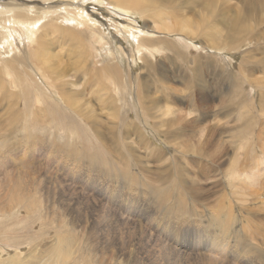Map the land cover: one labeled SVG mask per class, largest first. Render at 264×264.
<instances>
[{"label":"bare ground","instance_id":"bare-ground-1","mask_svg":"<svg viewBox=\"0 0 264 264\" xmlns=\"http://www.w3.org/2000/svg\"><path fill=\"white\" fill-rule=\"evenodd\" d=\"M229 1L231 2V0H0V193H1V195L3 194V195H5V197L8 198L7 200H5L6 206L7 207L10 206L14 202L13 201L14 196L13 197H8V196H10L13 192L15 177H18L22 180H25L26 177H28L30 179L34 178L36 181L38 179V181L40 182V178H39L40 173L39 172H43L42 177L44 174H46L44 176H47V175L50 176V178L48 177V179L53 180L54 183L63 184L64 182H66L65 181L66 174H69V173L71 174V172H74L79 168V165L76 162V160L78 159V161H79V158L83 155L82 153H78L76 151V150L80 151L77 148V146H73V147L71 146V147L67 148V147H65L66 145L65 146L60 145L59 144L60 142H57L58 139L56 141L48 139L49 143H51L50 141L53 142V145L50 146V148L53 149V152H55V154H52V156L57 157L58 158L57 160L59 162L61 159L64 160V162L62 161L63 162V164H61L62 166H60L59 168H57L58 167L57 166V167H55V169H53L49 166H47V168L44 169V167L43 168L41 167V165H42L41 163H37V166L35 165L36 167L34 168L33 161H34V159H36L34 157V153L37 150L36 144H38L39 141L33 140L32 142H30L29 139H31V138H29V130L27 128V125L30 126L29 121L34 120V122L37 124L38 115L39 114H45L47 116V118H49L48 124H51L53 126L52 132L55 135L60 132L61 133L60 137H62L63 136L62 131L73 129L74 132H77L74 130V129H76V130H79V132H80L79 128H82L83 131H86V130L88 132L93 131L96 134L95 136H97L99 139H101V136H102V135H100L101 124L96 119V117H98V114H96V110H94L91 103H89V101H91V99H87V100L85 99V101L82 100L85 98V96L82 97V95H84L83 91L78 92L76 90V87H77L76 84L72 80H69L70 75H69L68 71L72 70V69L75 70L73 68L74 65L71 63L67 66V65H64V63L62 65H61V63H58V62H61V60H59L56 53L54 51H52L53 50L52 44L54 45L53 41L56 40L57 37L56 38L50 37L52 34L58 33L59 37L64 39L63 40L64 44H66V42H68L71 46V51L69 52L68 57L71 55L73 58H75L74 61H76V63H78V58H83L85 55V58L87 61V59L91 57L92 46H95L93 44L94 43L93 39L95 37H98L99 35H102V33L100 31L101 30L100 20H99L98 16L96 15V13L97 14H103V12L105 10H107L108 13L114 18H119V16H121V17H124L126 19H130V18H132V16L134 17L135 14H137L140 16V18H143V20L147 17H149L151 19V21H150L151 23H149L148 25L145 23V24H143V27L140 26L141 27L140 28V27H136L135 25H133L131 23V21L125 20L122 18H119L120 19V20H118L119 22L115 23V20L113 18L111 24H109V25L112 26V28H114L116 30L115 33H116V35H118V37L123 38L122 41H125L126 43L130 44V47H131V51L129 49V51L131 52L130 57L129 58L127 57L129 55L128 54L129 51H127V49H125V47L123 46L122 43L118 44V46L115 48V46H116V45L114 46L115 40L112 42V41L108 40L109 38L107 39V37H103V39L105 38V40H106L107 46L108 45L110 46V49H108V48H107L108 50L106 49L107 50V53H106L107 61L106 62H103V61H97L96 62V61L92 60V65H94L95 67H94V70H90L89 75H90V77L91 76L93 77V79H91V80L93 81L94 86L97 88V89L93 90V93H97V95L99 96V98H98L99 99V101H98L99 105L102 106L103 108H105L106 111H109V113H108L109 118L108 119H111V120H112V118H116V120L119 119L117 122L112 121L113 123L107 125L106 129L110 133H114L113 130H115L116 131L115 133H117V130L115 129L117 126L122 129V131L119 132V136L124 137L125 140L122 141V140L117 139L118 143L122 146V148L120 147L122 150L123 149L124 150H126V149L131 150V147H130L131 145L128 142V140H130V139L127 140V138L129 137L128 133H130L129 129H131L133 127V125L128 123L127 128L124 127L125 121H126L125 120V118H126L125 113L122 114L119 112V105L116 102V101H118L119 98H115L112 95L113 93H111L112 92L111 88H113L114 91H115V89H117V90L119 89V91H120L122 88V91H123V90H126L127 88H129V90L133 94V96H132L129 93L131 95V98L134 97V100L137 101L136 105L139 104V106H137L139 111H138V114H136V115H139V113H140V115H141V113H144L145 115L150 113L151 116H153L154 118L158 117L159 120L161 121L162 117H164L165 115L162 113V117L158 116V112L161 113L162 111L166 110V112H165L166 114L172 113V109H171V107H169L167 105V103L169 102L168 100H165L164 102L162 101V103H164L163 106L161 104H159L161 106H158V104L156 105L155 101L152 100V99H154V98H152V94L150 95V97L152 99L149 101V103L147 102V99H146L147 97L145 99H144V97H141L139 95L140 94V88L139 87L141 86V89L145 90V89H143L145 86L144 81H146L147 83L149 82V81H147L148 80L147 77L143 76V79L141 81L139 74L133 75L131 73V70H128L129 72L126 71L125 70L126 68L122 65L123 63L120 65L118 63V61L124 60V58H126L127 60L130 59V60H133V65H138L137 62L141 61V62H143L142 63L143 67H142L141 73L145 72V74H147L148 70L153 68V65L151 64V62H153V60H151V59L149 60L148 58L153 57L155 52L156 53H158V52L162 53V52H166V51L176 52V53L178 52V54L180 55V52L177 49L176 44H174L175 41L170 38L171 35L185 34V35H187V37L188 36L190 37V35H193L194 33L196 35V33H197V35L199 34L205 39V42L209 41L205 38V35H209L208 31L210 29H208V28H209V25L211 23H213V22H211V20L212 21L215 20L218 23H220L221 25H223L224 30H223V33L220 35L219 39L211 40L209 43L208 42L204 43L205 47H209V48L214 49V50H228V49H234L237 47L244 46L245 44H250V42L256 43L259 40H262V42L260 43V46H259V50H260L262 56L260 55L257 59H253L252 61L250 59L244 58V57H241V59L239 60V66L237 69V73L242 72L243 75L241 76L240 81L237 82L235 85L241 89H242V87H243L242 85L244 83L249 85L250 87L259 88V91H257V95H259V97H261V100H258V101H260L259 107L260 106L264 107V80H262L259 77L254 76V73H253L254 69H257V68H255V66H257V65H254L253 63L259 64L260 66L259 67L257 66V67L264 72V49H263L264 32L260 31L261 29H264V28H262V27H264V0H243V1L237 0L239 3V6H237L235 4L233 5V3L231 4ZM237 1H235V2L237 3ZM78 2H81V3L90 2L92 4V6L91 5L90 6L93 9V12H92L93 14H91L90 11L88 12L87 9L86 10L83 9L82 11L80 9H76L75 4H77ZM218 2H222V3H221V8L217 10L216 7L218 6L217 5ZM194 8H197L198 11L200 10L202 12H205V15L207 18L199 12L198 13L196 12V14H192L193 15L192 17L188 16V14H187L188 12L183 13V9L186 11H192ZM166 10H168V13L165 12ZM94 11H97V12L95 13ZM230 12L232 13L231 14L232 15L231 20L225 21V18L223 15L226 13H230ZM156 15L158 17L153 18ZM183 15L186 16V18ZM111 16H110V18H111ZM106 17H108V16H106ZM121 20H123V23L121 22ZM116 21H117V19H116ZM127 21H129L131 24H129V22H127ZM144 22H146V21H144ZM107 28H108V26H107ZM217 31H218V29H217ZM103 32H104V30H103ZM15 34L16 35L18 34V39H17V37L14 36ZM118 43H120V42H118ZM113 46H114V48H113ZM98 47H99V45H98ZM124 54H126L127 56H125ZM245 54L248 56L253 55L250 51H246ZM117 59H118V61H117ZM128 62H129V60H128ZM247 64H249V66H247ZM127 65H130V63H127ZM194 67L195 66H193V69H194ZM121 69L124 70V73L122 72ZM213 69H215L214 66H213ZM198 70L199 69L196 67L194 73L198 74V76H199L200 70L199 71ZM178 72H180V71H178ZM100 78L102 79V83L100 82V84L97 85V82H99ZM202 80H204V82H205L204 78H202ZM85 81H87V80H85ZM163 81H165V80H163ZM147 85H150V84L148 83ZM147 85H146V87H148ZM206 86H208V85H206ZM173 87H174V85H173ZM106 88H108V90ZM104 89H106V90H104ZM151 89H152V87H151ZM173 89H175V88H173ZM147 91H149V90H147ZM154 91H156V90H154ZM157 92H159V91H157ZM163 92H165V91H163ZM197 92L199 93L198 95L203 94V91L201 89H198V88H197ZM104 93H106L108 95L105 96ZM90 94H91V91H90ZM236 94H238V99L242 100V96H239V95H242V93H240V91H238V93H236ZM80 95H81V98H79ZM154 95H153V97H154ZM147 96H148V98H150L149 95H147ZM107 97L109 98L108 100H107ZM123 98L124 97L122 96L121 99H123ZM80 100H82V101H80ZM152 101H154V103ZM156 101H157V99H156ZM176 101H177V99H176ZM174 103H175V101H174ZM151 104L153 106L152 108L150 107ZM189 106H190V109H192L191 104ZM153 108L157 112L154 110H152L154 112H151V109H153ZM177 111H181V108L178 107ZM251 114H252L251 112L248 113V117L251 116ZM204 115L205 114L202 113V116H204ZM168 117L164 118L161 122L159 121L160 123H156V124H158V126H161V127L163 125H165V127H166L165 131L173 132L172 134H174V136H175V132H177L176 135H180L185 128V125H184L185 122L184 121L179 122L178 120L173 119L172 117L171 118L170 117L168 118ZM175 117H177L178 119H181L184 116H182L181 114H177ZM262 117L264 118V112L262 114H260L256 119H254L253 124H249L248 122L242 123L240 120H238L239 123H235L234 126L232 127V128H235V131L236 130L237 131L236 132L235 131L229 132V134L232 135L233 140L236 138L235 135L237 137H240V139H241L245 130L249 129V127H251L252 125L255 126L256 124L259 123V125L257 126L258 132L255 131L256 134H255L254 138L250 139V140L247 139V142H248L247 145H248L249 150L244 153V157H246L248 154H250V151H251L253 145L256 146L257 149L260 146V148L264 150V119ZM98 120L100 121L101 118ZM139 120H140V117H139ZM192 121L195 122L194 120H192ZM156 122H157V120H156ZM108 123H109V121H108ZM126 123H127V121H126ZM173 124H177V130H171L170 129L173 126ZM186 125H187V123H186ZM191 125H193V124H191ZM195 125L196 124H194V127H195ZM34 126H35L34 129H36L38 127L43 129L42 127H40L38 125H34ZM103 129H104V127H103ZM136 129H137L136 132H140V134L136 133L138 135V140L141 142L140 145L143 147L146 146L147 148H150V144H145L147 142H146V139L144 141V137L141 135L142 131H139L140 129L138 130L137 127H136ZM132 130H133V128H132ZM221 130H222V128H221ZM223 130H225V128H223ZM227 130L228 129H226V131ZM199 131H201V130H199ZM234 132L236 134H234ZM71 134L74 135L72 130H71ZM165 135L168 136V134H165ZM48 136L49 135H47L46 137L48 138ZM95 136L93 134V137H95ZM169 136H170V134H169ZM174 136L172 138H174ZM35 137L37 138V135H35ZM185 137H187V136H185ZM116 138H118V137H116ZM172 138L170 140L168 139V141L171 142ZM212 140L207 141L209 146L213 145ZM183 141H184L183 139L182 140L180 139V142H183ZM217 141H219V140H217ZM118 143H117V145H118ZM207 143L199 144L198 148L196 150L197 156L203 160V163H204V160L207 161L206 158H209L211 160H214V158L219 159L220 156H224L225 154L230 152V150L227 151L225 149V145L222 144L221 140H220L219 144L217 142L218 145L216 143L214 144L217 146H213L212 152H209V150L206 151V148L209 149L208 147H206ZM14 145H16L17 147ZM128 145H130V146H128ZM187 145H189V144H187ZM220 145L222 146L223 149H220L221 148ZM180 146L182 147V145H180ZM181 147L178 146V148L182 151V149H184L185 147L183 146L182 149H181ZM195 147H196V145H195ZM153 150H155V151H153V153L158 151L156 149H153ZM213 150H216V153ZM183 156H184V154H183ZM54 157H52V159ZM47 158H48V156H47ZM90 158H92V157H90ZM164 160H165L164 162H166V163L163 165L167 166V167H164V168H166L165 172H167V171L170 172L171 167L169 166L167 159H164ZM81 161H83V160H81ZM85 161H86V159H85ZM89 161H90V159H89ZM89 161L88 162L86 161V162L89 163ZM126 161H128V160H126ZM254 161H256V163H255L256 167L259 165L262 166L261 164H264V155H262L261 159H259L258 154L255 155ZM94 162L92 164L90 162V164L92 165V168L89 167L90 171L87 170L89 177L92 176L91 175L92 172L96 176H99L102 178H104V177L110 178L111 177L110 176L111 174L109 175V173L106 171L108 169H105L107 174H106V172H104V174H102V172H99L100 170H103V169H100V170L97 169V168H99V167H97V165H95V166L97 167L96 169L98 171L94 170L93 169V167L95 168ZM130 163L132 164L131 161H130ZM130 163L127 165L125 171L123 170V172L119 171L118 168L114 169L117 171L115 174L112 171V174L118 178L115 179V176H113L114 178L110 182L108 181L107 188L110 191L116 190L118 188L117 186L120 185L121 178H123V180L129 182L128 186H126V187H128V191L131 190V192H134L135 194H137V197H139L138 194H140V195H142V196H140V197H142V199H143V197H145V199H146V196H149V193H155L153 198L156 197V199H155V202H153V203L155 204V206L158 210L157 214L163 218L161 221L164 220V228L171 229L172 228V226H171L172 222H177V220H179L181 217L178 215V213L179 212L181 213L183 211V213L184 212L185 213H191L192 215H194L195 218H197L196 220H197L198 225L201 227V229L199 230L200 235L207 236L208 238H210V241H208L209 242L208 245H204V246H202V248L198 249V254L200 256L199 255L191 256V255H188V253H187V255L186 254L183 255V253L181 255V254H178L179 251L177 252L176 250H174V251L168 250L167 247L163 246L164 245L163 243H161L158 240L157 241L154 240L152 238L153 236L150 235L149 233H147L146 230L148 228L145 227L146 230L143 228H140V227L136 226L134 223H132L133 221L131 222V225L129 224L130 222L127 223L126 221H120L121 216L122 217L124 216L121 214H120L121 215L120 220L118 218H115L112 213L107 211L108 209L110 210V208L112 206L107 209L106 208L107 205H106L104 208L103 206L99 205L96 201H94L95 198H93V195H92L93 200L90 198L87 199L88 202L91 203V207L89 209L90 211H95V212L101 211V212H105V213L107 212L106 215L108 217V220H105V221H107L108 224H110V227L112 229L117 230L119 234H121L120 228L128 229V230H139V232L143 235L144 240H146L147 242H151V246L155 250L154 252L157 253L155 256V259H152V260H156V264H173L174 263L173 260L175 259V258L173 259V253L178 258L179 261H182L185 264H223L224 263L223 261H222L223 263L217 262L218 261L216 259L217 257L223 258V259H225V257H226L227 260H229L228 257H230V259L232 258L234 264H254V261H255V264H264V247H259V248H257V250L255 248V250H254V246H253L254 243L251 242V240L256 236V234H258L257 228L252 230V234L249 236H248V233L243 234V236H240L236 232V230L232 228L233 225L238 223V220L232 221V225H231L229 218L221 211L218 212L216 210V212L218 213L217 216L212 217V215L210 214V211L206 210V208H205V209H203L205 212L202 215L205 219H203V218L199 219V217H196V216L201 212L199 211V213H198V211L197 212L195 211L197 209H191L192 207H188L189 205H191V203L189 205L187 204L188 205L187 206L186 203L184 202L185 200L184 201L180 200L179 202H177L178 201V199H177V201L170 202V198L164 196V191H162V193H161V191L155 192L157 190L156 189L154 190L153 187H151L153 189L150 191V190H148V188H150V187H148L147 184H145V182H144V184L142 183V185H143V187H141L142 189L138 190V188H136V186H135V183L138 182V175H137L138 173L136 174L134 167H133L134 171L132 170V167H130ZM162 163H163V161L161 162V164ZM198 163H200V162L198 161ZM245 163H246L245 161H242L239 159H234L232 167L236 172H239L242 174H247L252 181L259 180V182L264 184V172H261V170L258 169L259 167L258 168H252L251 167V169H249V167H248V169H245V168H247V167H245L246 166ZM90 164H89V166H91ZM95 164H97V163H95ZM85 165H87V164H85ZM124 166H126V165H124ZM182 166L183 165H180V164L176 165V167H175L176 168V174L174 176H170L169 172H167L169 174H167L166 177H163V175H159L160 179H161V183H163V185H164V183L168 181V178L170 180H175V182H177V183L183 182L185 180L183 174H186V173H184V172L182 173V171H183ZM82 167H84V166H82ZM111 167H109V168H111ZM197 167H198V165H197ZM159 169L163 170L161 167ZM197 169H196V171H197ZM79 170H80V168H79ZM109 170H112V169H109ZM27 171H28V174H31V176L26 175ZM77 172H79V171H77ZM137 172H139V171H137ZM165 172L163 171V173H165ZM200 172H201V170H200ZM76 175H78V174H76ZM85 175H87V174H85ZM73 176H75V174L73 175V173H72V177ZM141 176H142V174H141ZM185 176H187V175H185ZM75 177H77V176H75ZM107 178H105V180ZM34 179H33V181H34ZM48 179L45 178V180H48ZM42 180H44V178H42ZM73 180H75V179H73ZM82 180L83 179H81V181ZM108 180H110V179H108ZM81 181H79V182H81ZM125 181L123 183H125ZM143 181H145V180H143ZM141 182H142V180H141ZM92 183H95V182H92ZM53 184L51 185L52 188H53ZM103 184H106V183H103ZM125 184H127V182ZM71 185H69L67 187L65 186V187H66L67 191H71L73 193V192H75L74 190H76L74 188L76 186L72 187ZM81 185H82V183H81ZM244 185H246V184L244 183ZM247 185H249V184H247ZM247 185H246V188L248 187ZM39 186H41V185L39 184ZM176 186H177V189H180L179 185H176ZM47 187H50V186H47ZM91 187H92V185H91ZM102 187H103V185H102ZM80 188H81V186H80ZM250 188H252V187H250ZM250 188L248 187V189H250ZM254 188H256V187H254ZM62 189L64 190V188H62ZM84 189H86V187ZM31 190H32V187H31ZM54 190L47 191V194H45V195H47V201L46 202L48 204H51V203L55 204L54 203L55 202V194H57V193ZM93 190H91V191H93ZM96 190H97V188H96ZM123 190H124V188H123ZM126 190H127V188H126ZM30 191L28 189L26 192L30 193ZM61 191H59V192H61ZM113 191H111V192L113 193ZM26 192H25V194H26ZM71 192H69V193H71ZM81 192H82V189H81ZM89 193H90V191H89ZM104 193H105V191H104ZM113 194H115V193H113ZM117 194H120V193H117ZM74 196H75V193H74ZM114 196H116V195H114ZM134 196L135 195H132L133 199H134ZM94 197H95V195H94ZM105 197H108V196H105ZM29 198H31V197H29ZM102 198H103V196H102ZM120 198H116V199L119 200ZM21 199H23V198H21ZM133 199L131 198V200H133ZM139 199H141V198H139ZM219 199L221 201V207L222 208H229V210L232 209L231 202L226 201V195L225 194L220 196ZM117 200H116V202H117ZM135 200H138V199L136 198ZM25 201H27V199ZM108 201H110V200H108ZM121 202H119V203L121 204ZM128 202H129V200H128ZM186 202H187V200H186ZM81 203H82V199L80 196V197H78V200L75 204L78 205ZM17 204H20V203H16V205ZM104 204H106V203H104ZM123 204H125V202ZM82 205H84V204L82 203ZM14 206L10 207V208L8 207L9 209H6V210L11 211V209H13ZM18 206H20V205H18ZM25 206L31 207V205H29V203L28 204L22 203L20 208H24ZM59 206H60L59 209L62 212H65V211L71 212V206H70V208H66L65 205H63V204H60ZM67 207H68V205H67ZM133 207H134V205H133ZM137 208H138V206H137ZM194 208H196V207H194ZM28 209L32 210L33 208H28ZM86 209H88V208H86ZM118 209H116V210H118ZM145 209H144V211H145ZM29 210H27V212H29ZM75 210H76V212H75ZM123 210H125V209L123 208ZM141 210H142V208H141ZM9 211H7V212H9ZM129 211H134V210L131 209ZM0 212H3V208H0ZM74 212L76 213V217L75 216L71 217V215L69 214V218L67 220V223L72 225V228H74V230L77 231V235L80 236V238H78V236L75 234V239H73V241H71V238H70L71 245H68L67 243L64 244L63 238L57 237V239L53 243H51V245L44 248L42 252L40 251L41 254H43V255L33 256V259L36 258L35 259L36 261L35 260L30 261V262H27L26 264H70V263L80 264L81 263V259H79L80 257L77 258L75 251H73V243L74 244H75V242L78 243L76 245V247H77L76 249H78L79 243L81 242V240H83L81 238L90 239L91 236L94 234L93 223L90 220L89 214H87V212H82L81 210H79L77 208L74 209ZM147 212H148V210H147ZM131 213H134V212H131ZM140 213H141V211H140ZM144 213H146V211ZM154 213H152V214H154ZM131 216H129V217L132 218ZM61 217H60V221H61ZM125 217H128V216H125ZM135 217H138V216H135ZM28 218H29V216H28ZM130 218H127V219L129 220ZM123 219H125V218L123 217ZM141 219H143V218H141ZM156 222H157V219H156ZM135 223L137 224V222H135ZM161 223H163V222H161ZM0 224H1V220H0ZM150 224L152 225L153 223H151V221H150ZM159 224L160 223H158V225ZM198 225H197V227H198ZM104 226H106V225H104ZM2 227H3V224H2ZM157 228H159V227H157ZM175 228H177V227H175ZM242 229H243V227L240 228V231H242ZM109 230H110V228H108V232H109ZM165 231H166V229H165ZM104 233H106V232H104ZM130 233H132V232H130ZM133 233H134V231H133ZM1 234L2 233H0V235ZM111 234H112V232H111ZM162 234H160V235H162ZM132 235L130 234V236H132ZM142 235H140V238ZM76 236L79 239V240L77 239L78 241H76ZM136 236H137V234L135 235V237ZM99 238H101V237L99 236ZM255 238L257 239V237H255ZM13 239H14V237H13ZM136 239H137V237H136ZM191 239H192V237H191ZM0 240H2V239H0ZM66 240L68 241V239H66ZM127 240H129V239H127ZM137 240H139V238ZM188 240H189V238H188ZM133 242L131 241V243H133ZM176 242L177 241H175V243ZM262 242H264V241H262ZM12 243H14V241ZM197 243L198 242H196V244ZM64 245H66V246H64ZM90 245L93 246L91 248V250H95L96 252H98V250H99L101 253H104V254L106 253L105 251L107 250L111 254V257L114 258V260H116V259H118L119 261L121 260L125 264H133L134 261H138L139 258L136 255H138V254L141 255L140 251H142V250L139 251L138 250L139 248L133 249L134 248V246H133L132 249H128L127 252L123 255L121 250L118 249L117 247H112V246L104 247V246H102L101 249L97 250L95 248L96 244L94 242L91 243ZM110 245H112V244H110ZM168 245H169V243H168ZM184 245L187 246V243H185ZM142 247H143V244H142ZM144 247L146 248V246H144ZM124 248H126V247H124ZM146 250L150 251V248L149 249L146 248ZM133 251L136 255L132 253ZM192 251L195 252L194 250H190L191 254H192ZM255 251H259V252H255ZM171 252H173V253H171ZM175 252H177V253H175ZM181 252H183V251H181ZM260 252H262V253H260ZM21 253H23V252H21ZM253 253L256 254V256H257L255 258L256 260L249 257ZM193 254L195 255V253H193ZM228 254H229V256L227 257ZM73 255L75 257H73ZM234 255H236V256H234ZM14 256L15 255H13V254L7 255L6 252L4 253V252L0 251V264H20V262L16 261L17 258L15 259ZM23 256L25 257V254ZM29 256H27V257H29ZM126 256H128V258ZM239 257L241 259H239ZM30 258L32 259V257H30ZM39 258L41 260L43 258H45L44 262L40 263ZM18 259L20 260V258H18ZM29 259H27V260H29ZM150 260L151 259L147 255L145 257H141L139 261H140V264H143V263L148 262ZM220 262H221V260H220ZM225 262H227V261H225ZM229 262H227V263H229ZM22 263L25 264L24 262H22ZM117 263H118V261H117ZM119 263H122V262H119ZM134 264H136V262ZM154 264H155V262H154Z\"/></svg>","mask_w":264,"mask_h":264},{"label":"rangeland","instance_id":"rangeland-1","mask_svg":"<svg viewBox=\"0 0 264 264\" xmlns=\"http://www.w3.org/2000/svg\"><path fill=\"white\" fill-rule=\"evenodd\" d=\"M235 1H237V0H231V2L230 1L229 2L231 4L233 3V5L235 4V5L239 6L238 1H240V0H238L237 3ZM221 3L222 2L217 3V5H218L216 7L217 10L221 8ZM90 5L92 6V4L90 2H83V3L78 2L77 4H75V8L80 9L81 11L83 9L84 10L87 9L88 12L90 11V13L93 14L92 13L93 9ZM94 12L96 13L97 11H94ZM165 12L168 13V10H166ZM184 12H188L187 14L190 17L193 16L192 14H196V12L197 13L199 12L206 17L205 12H202L200 10L198 11L197 8H194L192 11H186L183 9V13ZM231 14L232 13L230 12V13H226L223 15L225 18V21L231 20V17H232ZM96 15L98 16V18L100 20V25H101L100 31H101L102 35H99L98 37H95L93 39V41H94L93 44L95 46H92L91 57L88 58L87 61H86L85 55L83 58H78V63H76V61H74L75 58H73L71 55L68 57L69 52L71 51V46L68 42H66V44H64V42H63L64 39L60 38L58 33H54L50 37H53V38L57 37V39L53 41L54 45L52 44V48H53L52 51H54L56 53L57 57L59 58V60H61V62H58V63H61V65L64 63V65H67V66L71 63L74 65L73 68L75 70L72 69V70L68 71L69 75H70L69 80H72L76 84V86H77L76 90L78 92L83 91L84 95H82V97L85 96V98L82 99L83 101H85V99L86 100L91 99V101H89V103H91L93 109L96 110V114H98V117H96V119L101 124V126H100V131H101L100 135H102L101 139H99L97 136H95L96 134L93 131L88 132L86 130L87 131L86 132V131H83L82 128H79L80 132H79V130H76V129H74V130L77 132H74L73 129H71L74 135L71 134V130L62 131V133H63L62 137H60V135H61L60 132L55 135L52 132L53 126L51 124H48L49 118H47V116L45 114H39L38 115L37 124L34 122V120L29 121L30 126L27 125V128L29 130V138H31L29 140H30V142H32L33 140L39 141V143L36 144L37 150L34 153V157L37 159V160L34 159V161H33L34 168L37 166V163H41L42 164L41 167L42 168L44 167V169H46L47 166H49L53 169H55V167H57V166H58L57 168L62 166L61 164H63L64 160L61 159L59 162L57 160L58 159L57 157L52 156V154H55V152H53V149L50 148V146L53 145V142L50 141L52 143L51 144V143H49V140H55L56 141L58 139L57 142H60L59 144L62 146L66 145L65 147H67V148L71 147V146L72 147L77 146V148L81 152L78 150H76V151L78 153L83 154L81 156L83 159L80 157L79 161H78V159L76 160V162L79 165L80 170L78 168L76 171L71 172V174L70 173L66 174V177H65L66 182L63 183L64 185L60 184V183H57V184L54 183L53 180L48 179V177L50 178V176H48V175L44 176L46 174H44L42 177L43 172H39L40 173V176H39L40 182L38 181V179L36 181L34 178L30 179V178L26 177L25 180H22L18 177H15L13 192L10 196H8V197L14 196L13 197L14 202L10 206H8L10 208V207H13L15 205L14 208L11 209V211L6 210V209H9L6 206V202H5V200H7L8 198L5 197V195H3V194L1 195V193H0V208H3V212H0V220H1L0 233H2L0 235V239H2V240H0V251L4 252V253L6 252L7 255L13 254V255H15L14 258L15 259L17 258L16 261L20 262V264L22 262H24L26 264L27 262L34 261L36 259V258L33 259V256L43 255V254H41L43 249L46 248L47 246L51 245V243H53L57 239V237L63 238L64 244L67 243L68 245H71V241H73V239H75V234L77 235V231L74 230V228H72V225L67 223V220L69 218V214L71 215V217H73V216L76 217V213H75L76 210L74 212V209L77 208V209L81 210L82 212H87V214H89V218L93 223V232H94V234L91 236L90 239L81 238L83 240H81V242L79 243L78 249H76L77 248L76 245L78 243H76V242H75V244L73 243V251H75L77 258L80 257L79 258V259H81L80 264H108V263L109 264H122V263L125 264L121 260L120 261L118 259L114 260V258L111 257V254L107 250L105 251L106 252L105 254L101 253L98 249H101L102 246H104V247H108V246L117 247L118 249L121 250L123 255L127 252L128 249H132L134 246L133 249L139 248L138 249L139 251L142 250V251H140L141 255L140 254L136 255L134 253V251L132 252L133 254H135L139 258L138 261L140 260L141 257H145L148 255L151 260L148 262H145L143 264H146V263L147 264H154V262L156 264V260H152V259H155V256L157 253L154 252L155 250H154V248H152L151 242H147L146 240H144V237L139 232V230H128V229L120 228L121 234H119L117 230L112 229L110 227V224H108V222L105 221V220H108V217L106 215L107 212L106 213L101 212V211L95 212V211L89 210L91 207V203L88 202L87 199H89V198L92 199V195H93V198H95L94 201H96L99 205L103 206L104 208L106 205H107L106 206L107 209L110 208L111 206L114 209L116 207H117L116 209L119 208L118 210H116V209L114 210L111 207L110 210L109 209L107 210L108 212L112 213L115 218H118L120 220V216L124 215L123 217L125 219H123V217L121 216L120 221H126L127 223L130 222L129 223L130 225H131V222L133 221L132 223H134L136 226H138L140 228H143L145 230H146V228H148L146 230L147 233L152 235L153 236L152 238L154 240H156V241L158 240L161 243H163L164 244L163 246L167 247L168 250H173V251L176 250L177 252L179 251L178 254H181V255H182V253H183V255H185V254L187 255V253H188V255H191V256L199 255L198 249L202 248V246H204V245H208V243H209L208 241H210V238H208L207 236L200 235L199 230L201 229V227L198 225L197 220H196L197 218H195L194 215H192L191 213H185V212L183 213V211L181 212L182 214L179 212L178 215L181 216L182 218L180 217V219L177 220V222H172V224H171L172 228L171 229L164 228V220L161 221L163 218L157 214L158 210H157L155 204L153 203V202H155V199H156V197L153 198L155 193H149V196H146V199H145V197H143V199H142V197H140L142 195H140V194H138L139 197H137V194H135L134 192H131V190L128 191V187H126V186H128L129 182L123 180V178H121L120 185L117 186L118 188L114 191L111 190L115 194H113L107 188L108 181L110 182L114 178L113 176H115L112 174V171L114 174L117 172L116 170H114L116 168H118L119 171H122V172H123V170L125 171L127 165L130 163V161L132 162V164L130 163V167H132V170L134 167L136 174L138 173L137 174L138 175V182L135 183V186H136V188H138V190L142 189L141 188V187H143L142 183L144 184V182H145V184H147V186L150 187V188L147 187L148 190H150V191L153 188H154V190L155 189L157 190L155 192L161 191V193H162V191H164V196L169 197L170 202L177 201V199H178L177 202H179L180 200H183V201L185 200L184 202L186 203V205L187 204L189 205L190 203L192 205V206L187 205L188 207H192L191 209H197L195 211L196 212L198 211V213H199V211L201 212L196 216V217H199V219H201V218L205 219L202 216L205 212L203 209H205V208H206V210L210 211V214L212 215V217L217 216L218 213L216 212V210L218 212L221 211L229 218L231 225H232V221L238 220V223L233 225L232 228L235 229L236 232L240 236H243V234H246V233H248V236H249L252 234V230L257 228L258 234H256V236H255V237H257V239L254 237L251 240V242L254 243L253 244L254 250H255V248L257 250V248H259V247H264V242H262V241H264V232H263L264 231L263 230L264 229V184L259 182V180L252 181L247 174H242V173L236 172L232 167L234 159H239V160L245 161L247 163V164L245 163L246 166L244 165L245 167H247L245 169H248V167H249V169H251V167L252 168H258L259 167L258 169L261 170V172H264V166H263L264 164H261L262 166L259 165L256 167L255 166L256 161H254L255 155L258 154L259 159H261L262 155H264V150L261 149L260 146L257 149V147L253 145V147L250 151V154H248L246 157H244V153L249 150L248 145H247V143H248L247 139L250 140V139L254 138L256 132H258L257 126L259 125V123L256 124L255 126L252 125L251 127H249V129L245 130V132L243 134L244 137L242 136L241 139H240V137H237L235 135L236 138L233 140L232 135L229 134V132L235 131V128H232V127L234 126L235 123H239L238 120H240L242 123L248 122L249 124H253L254 119H256L260 114H262L264 112V107H262V106L259 107L260 101H258V100H261V97H259V95H257V91H259V88L250 87L249 85L244 83L242 85L243 86L242 87L243 90H242L241 88H239L238 86L235 85L237 82L240 81L241 76L243 75L242 72L237 73V69L239 66V60L241 59V57H244V58H248L252 61L253 59H257L260 55L262 56V54L259 50V46H260V43L262 42V40H259L256 43L250 42V44H245L244 46L237 47L234 49H228V50H214V49H211L209 47H205L204 43H207V42L209 43L211 40L219 39L220 35L223 33V30H224L223 25H221L220 23H218L215 20L214 21L211 20V22H213V23H211L209 25V28H208V29H210L208 31L209 35H205V38L209 41L205 42V39L201 35H199V34L197 35V33H196V35H195V33L193 35H190V37L189 36L187 37V35H185V34L171 35L170 38L175 41L174 44H176V47L179 50L180 55L178 54V52L177 53L176 52H169V51L162 52V53H159V52L156 53L155 52L153 57L148 58L149 60L150 59L153 60V62H151V64L153 65V68L149 69L147 74H145V72L141 73V70L143 67V64H142L143 62L138 61L137 62L138 65H133V60L128 59L129 60V62H128V60L126 58H124V60H121V61L120 60L118 61V59H117V61L120 65L123 63L122 65L126 69L123 66L122 67L126 71L131 70V73L133 75L139 74L141 81L143 79V76L147 77V79H148L147 81H149L148 83L150 85H147L148 83L146 81H144L145 86L143 89H145V90H142L141 86H140L139 87L140 88V94L139 95L141 97H144V99L147 97L146 99H147L148 103L152 98H154L152 100H154L155 104L156 105L158 104V106H161V105L163 106L164 103H162V101L163 102L165 100L169 101L167 103V105L169 107H171L172 113L166 114L165 113L166 110L162 111L161 113L158 112V116L162 117V113L166 116L165 117L163 115L164 117H162V120L169 116L170 118L172 117L173 119H176L179 122H182V121L185 122V124H184L185 128H184L183 132L180 135H176L177 132H175V136H174V134H172L173 132L165 131L166 130L165 125L162 124L163 126L161 127V126H158V124H156V123H160L162 121V120L160 121L158 117H157L158 119L154 118L153 116L150 115V113H148L147 115H145L144 113H141V115H140V113H139V115H136V114H138V111H139L138 107H137V106H139V104L136 105L137 101L134 100V97L131 98V95L133 96V94L129 90V88H127L126 90H123V91H122V88L120 91H119V89L118 90L115 89V91H114V89L110 87L112 89V92H111V93H113L112 95L115 98H119L118 101H116L117 104L119 105V112L122 114L125 113V117H126L125 120L127 121V123L125 121L124 127L127 128L128 123L133 125V127H132L133 130H132V128L129 129L130 133H128L129 137L127 138V140L128 139L131 140V141L128 140V142L131 145V146L130 145H128V146L131 147V150H129V149H126V150L123 149L122 150L121 149L122 146L118 143V140H122V141L125 140L124 137L119 136V132H121L122 129L117 126L115 128L117 130V133H115L116 132L115 130H113L114 133H110L106 129L107 125H109L113 122H117L119 119L118 118H117L118 120H116V118H112V120L108 119L109 118V116H108L109 111H106L105 108H103L102 106L99 105V103H98L99 96L97 95V93H93V90H95L97 88L94 86L93 81L91 80V79H93V77L92 76L90 77L89 74H90V70H94V67H95L94 65H92V60H94L96 62L97 61H103V62L107 61L106 53H107V50L110 49V46L109 45L107 46L106 40H105V38L103 39V37H107V39L109 38L108 40L112 41V42L115 40V44H114V46L116 45L115 48L118 46V44H121V43L123 44L125 49H127V51H129V49L131 51V47H130V44L126 43L125 41H122L123 38L118 37V35H116V33H115L116 30L114 28H112V26L109 25V24H111L112 19L114 17H112L108 13L107 10H105L103 12V14H97L96 13ZM106 16H108V17H106ZM110 16H111V18H110ZM157 17L158 16L156 15L153 18H157ZM184 17L186 18V16H184ZM119 18L131 21V23L133 25H135L136 27H140V26L143 27V24L146 23L148 25L149 23H151L150 22L151 19L149 17H147L143 20V18H140V16L137 14H135L134 17L132 16V18H130V19H126V18L121 17V16H119ZM119 18H114L115 23L119 22L118 21V20H120ZM116 19H117V21H116ZM129 21H127V22H129ZM144 21H146V22H144ZM121 22L123 23V20H121ZM131 23L129 22V24H131ZM107 26H108V28H107ZM262 28H264V27H262ZM217 29H218V31H217ZM103 30H104V32H103ZM260 31L264 32V29H261ZM14 36L17 37V39H18V34L17 35L15 34ZM118 42H120V43H118ZM98 45H99V47H98ZM114 46H113V48H114ZM263 49H264V46H263ZM130 51L128 53L129 54L128 56L126 54H124L128 58L130 57V54H131ZM246 51H250L253 55L252 56L246 55L245 54ZM127 63H130V65H127ZM253 64L257 65L258 67L260 66L259 64H256V63H253ZM193 66H195L194 69H193ZM213 66L215 69H213ZM247 66H249V64H247ZM257 66H255V68H257V69H254V71H253L254 76L259 77L262 80H264V72L261 69H259ZM196 67L200 70V71L198 70L199 76H198V74L194 73ZM121 70L124 73V70L123 69H121ZM178 71H180V72H178ZM201 77L205 79V82H204V80H202ZM85 80H87V81H85ZM163 80H165V81H163ZM100 82L102 83L101 78H100L99 82H97V85H99ZM146 85L148 87H146ZM173 85H174V87H173ZM206 85H208V86H206ZM151 87H152V89H151ZM173 88H175L176 90ZM197 88L201 89L203 91V94H201L202 96L198 95L199 93L197 92ZM106 89L108 90V88H106ZM106 89H104V90H106ZM147 90H149V91H147ZM154 90H156V91H154ZM90 91H91V94H90ZM157 91H159V92H157ZM163 91H165V92H163ZM238 91H240V93H242V95H239V96H242V100L238 99V94H236V93H238ZM104 94H105V96L108 95L106 93H104ZM151 94H152V98L150 97ZM147 95H149L150 98H148ZM153 95H154V97H153ZM122 96L124 97L123 99H121ZM79 98H81V95L79 96ZM108 99L109 98L107 97V100ZM156 99H157V101H156ZM176 99L178 102L176 101ZM82 100H80V101H82ZM154 101H152V102L154 103ZM174 101H175V103H174ZM152 104L150 105L151 108L153 107ZM159 104H161V105H159ZM190 104H191L192 109H190V106H189ZM178 107L181 108V111H177ZM152 110L156 111L154 108L151 109V112H154ZM250 112L252 114H251V116L248 117V113H250ZM202 113H204L205 115L202 116ZM177 114H181L184 117L181 119H178L177 117H175ZM139 117H140V120H139ZM100 118H101V120H100L101 122L98 120ZM156 120H157V122H156ZM192 120H194L195 122H193ZM108 121H109V123H108ZM186 123L188 126L186 125ZM191 124H193V125H191ZM194 124H196L197 126L195 125V127H194ZM34 125H38V126L42 127L43 129H41L39 127L34 129L35 128ZM103 127L105 130L103 129ZM136 127L138 128V130L140 129L139 131H142L141 135L144 137V141L146 139V142H147L145 144H150V148H147L146 146L143 147L140 145L141 142L138 140V135L136 134V133L140 134V132H136V130H137ZM221 128H222V130H221ZM223 128H225V130H223ZM170 129L171 130H177V124H173V126ZM226 129H228V130L226 131ZM199 130H201V131H199ZM235 132H234V134H236ZM92 133L94 134L95 137H93ZM165 134H168V136H166ZM169 134H170V136H169ZM35 135H37V138L35 137ZM47 135H49L48 138L46 137ZM114 135L118 138H116ZM173 136H174V138H172ZM185 136H187V137H185ZM171 138H172V141L169 142L168 139L170 140ZM180 139L181 140L183 139L184 141L180 142ZM208 140H212L214 142L213 143L211 141L213 144L212 146L208 145V143H207ZM217 140H219V141H217ZM220 140H221L222 144L225 145V149L227 151L230 150L231 153L228 152L224 156H220L219 159L214 158V160H211L209 158H206L207 161L204 160V163H203V160L201 158H199L197 156V153H196L198 145L203 144V143H207L206 144L207 146L206 145L205 146L208 147L209 149L206 148V151L209 150V152H212L213 146H217L219 144ZM217 142H218V144H217ZM117 143H118V145H117ZM215 143L217 145H214ZM187 144H189V145H187ZM180 145H182V147ZM195 145H196V147H195ZM14 146H16V145H14ZM178 146L181 147V149L183 148V146L185 148L182 149V151H181L178 148ZM153 149L158 150V151H156L157 153L156 152L153 153V151H155ZM220 149H223L222 146ZM213 151L216 153V150H213ZM183 154H184V156H183ZM47 156H48V158H47ZM52 157H54V158L52 159ZM90 157H92V158H90ZM88 158L90 159V161ZM85 159L87 162L89 161V163H87L85 161ZM164 159H167V162L169 163V166L171 167L170 172L167 171L170 173V176H174L176 174V168H175L176 165H179V164L183 165L184 167L182 166V168H183L182 173L183 172L186 173V174H183L184 179L186 181L184 180L183 182L177 183V182H175V180H170L168 178V181L165 182L163 185V183H161V179H160L159 175H163V177H166V175L169 174V173L165 172L166 168H164V167H167V166L163 165L166 163V162H164L165 161ZM81 160H83V161H81ZM126 160H128V161H126ZM162 161H163V163L161 164ZM198 161L201 164L198 163ZM90 162H91V164L94 162V166L97 165V167H99V168H97L96 166H95V168L93 167L94 170L98 171L97 169H99V170L103 169V170H100L99 172H102V174H104V172L107 171L109 173V175L111 174L110 175L111 177L110 178H107V177L102 178V177L96 176L95 174H93V172L91 173L92 176L89 177L87 170L90 171L89 167L92 168V165L90 164ZM95 163H97V164H95ZM85 164H87V165H85ZM89 164L91 166H89ZM124 165H126V166H124ZM197 165H198V167H197ZM82 166H84V167H82ZM109 167H111V168H109ZM160 167L162 169L163 168L164 169L161 170V169H159ZM105 169H108V170L105 171ZM109 169H112V170H109ZM196 169H197V171H196ZM200 170H201V172H200ZM77 171H79V172H77ZM137 171H139V172H137ZM163 171L165 173H163ZM107 172H106V174H107ZM72 173H73V175L75 174V176H77V177H75V176L72 177ZM84 173L87 174L88 176L85 175ZM76 174H78L79 176ZM141 174L143 177L141 176ZM26 175L31 176V174H28V171L26 172ZM185 175H187V176H185ZM42 178H44V180H42ZM45 178L48 180H45ZM105 178H107V179L105 180ZM117 178L118 177L115 176V179H117ZM33 179H34V181H33ZM73 179H75V180H73ZM81 179H83V180L81 181ZM108 179H110V180H108ZM141 180H142V182H141ZM143 180H145V181H143ZM79 181H81V182H79ZM124 181H125V183L127 182V184L123 183ZM92 182H95V183H92ZM81 183H82V185H81ZM103 183H106V184H103ZM244 183L246 185L249 184L250 186L249 185H247V186L249 188L252 187L253 189L252 188L248 189V187L246 188V185H244ZM39 184L41 186H39ZM52 184H53V188L51 186ZM101 184L103 185V187ZM69 185H71L72 187L76 186V187H74L76 189V190H74L75 192L72 193L71 191L66 190V187ZM91 185H92V187H91ZM176 185H179L181 190L177 189ZM47 186H50V187H47ZM80 186H81V188H80ZM31 187H32V190H31ZM83 187L84 188L86 187V189H84ZM95 187L97 188V190ZM151 187H153V188H151ZM254 187H256V188H254ZM62 188H64V190L67 193ZM103 188L104 189L106 188V189L104 190ZM123 188H124V190H123ZM126 188H127V190H126ZM28 189H29V191L31 190L30 193L26 192ZM81 189H82V192H81ZM50 190H54L57 193V194H55V202H54L55 204L51 203L52 205L48 204L46 202L47 201V195H45V194H47V191H50ZM58 190L61 192H59ZM91 190H93V191H91ZM89 191L91 194L89 193ZM104 191H105V193H104ZM25 192H26V194H25ZM69 192H71V193H69ZM116 192L120 193V194H117ZM74 193H75V196H74ZM221 194L222 195L225 194L226 195V201L231 202V205H232L231 210H229V208H222L221 207V201L219 199L220 196H222ZM94 195H95V197H94ZM114 195H116V196H114ZM132 195H135L134 199H133ZM80 196L82 199V203L84 205H82V203L78 204V205L75 204L78 200V197H80ZM102 196L104 199L102 198ZM105 196H108V197H105ZM29 197H31V198H29ZM21 198H23V199H21ZM106 198L110 201H108ZM116 198H120V199L117 200ZM131 198L133 200H131ZM136 198L138 200H135ZM139 198H141L142 200ZM26 199H27V201H25ZM115 199L117 200V202ZM128 200H129V202H128ZM186 200H187V202H186ZM118 201L119 202L122 201L121 204ZM124 202H125V204H123ZM16 203H20V204L16 205ZM22 203H24V204L29 203V205H31V207L25 206L24 207L25 209L20 208ZM104 203H106V204H104ZM60 204L65 205L66 208H70V206H71V212H66V211L62 212L59 209ZM18 205H20V206H18ZM67 205H68V207H67ZM133 205H134V207H133ZM136 205L138 206V208ZM139 206L142 208V210ZM152 207L153 208L155 207L156 209L154 208L155 209L154 210ZM194 207H196V208H194ZM28 208H33V209L29 210ZM86 208H88V209H86ZM123 208L125 210H123ZM128 209L129 210L132 209L134 211H129ZM144 209H145L146 213H144L145 212ZM27 210H29V212H27ZM147 210H148V212H147ZM7 211H9V212H7ZM140 211H141V213H140ZM131 212H134V213H131ZM152 213H154V214H152ZM28 216H29V218H28ZM125 216H128V217H125ZM129 216H131L132 218H130ZM135 216H138L139 218L135 217ZM60 217H61V221H60ZM127 218H130L129 219L130 221ZM141 218H143V219H141ZM156 219H157V222L159 221L158 222V223H160L159 225L156 222ZM134 221L137 222V224ZM150 221H151V223H153L152 225L150 224ZM161 222H163V223H161ZM140 223L141 224L143 223V224L141 225ZM2 224H3V227H2ZM104 225H106V226H104ZM197 225L199 228L197 227ZM157 227H159V228H157ZM175 227H177V228H175ZM241 227H243L242 231H240ZM108 228H110L109 232H108ZM165 229H166V231H165ZM129 231L132 233H130ZM133 231H134V233H133ZM104 232H106V233H104ZM111 232H112V234H111ZM130 234L131 235L133 234V235L130 236ZM136 234H137L136 237H137V239L139 238V240L136 239V237H135ZM139 234L142 235L141 238H140ZM160 234H162V235H160ZM77 236H76V241H78L79 240L78 238H80V236H78V238H77ZM99 236L101 238H99ZM13 237L15 240L13 239ZM191 237H192V239H191ZM70 238H71V241H70ZM188 238H189V240H188ZM66 239H68V241ZM127 239H129V240H127ZM130 240L132 242L134 241L135 243L134 242L131 243ZM13 241H14V243H12ZM175 241H177V242L175 243ZM93 242L96 244L95 248L98 250V252H96L95 250H91V248L93 246H91L90 244ZM196 242H198L197 243L198 245L196 244ZM168 243H169V245H168ZM185 243H187V246L184 245ZM110 244H112V245H110ZM142 244H143V247H142ZM64 246H66V245H64ZM123 246L126 248H124ZM144 246H146V248H148V249L150 248V251L146 250V248ZM190 250H194L195 252L192 251V254L195 253V255L194 254L192 255L190 253ZM181 251H183V252H181ZM21 252H23V253H21ZM177 252H175V253H177ZM255 252H259V251H255ZM171 253H173V252H171ZM260 253H262V252H260ZM24 254H25V257L23 256ZM26 255L27 256L30 255V256L27 257ZM74 255H73V257H75ZM228 256H229V254L227 255V257ZM234 256H236V255H234ZM30 257H32V259ZM126 257L128 258V256H126ZM249 257L256 260L255 258L257 256H256V254L253 253ZM18 258H20V260ZM218 258L219 257H217L216 259L218 260L217 262H219V263L224 262L223 264H234L232 258L230 259V257H228L229 260H227L226 257H225V259H223V258L218 259ZM27 259H29V260H27ZM173 259H174L173 264H185L182 261H179L174 253H173ZM239 259H241V258L239 257ZM44 260H45V258H43L42 260L39 258L40 263H43ZM220 260H221V262H220ZM117 261H118V263H117ZM138 261H134V263L136 262V264H140V261L139 262ZM225 261H227V262L230 261V262L227 263ZM119 262H122V263H119ZM70 264H72V263H70ZM254 264H255V261H254Z\"/></svg>","mask_w":264,"mask_h":264}]
</instances>
